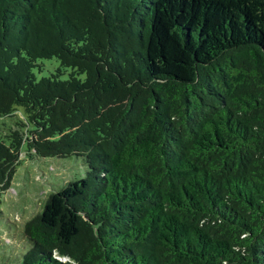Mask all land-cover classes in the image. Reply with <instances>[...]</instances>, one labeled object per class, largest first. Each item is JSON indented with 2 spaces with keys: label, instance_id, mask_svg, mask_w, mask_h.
Segmentation results:
<instances>
[{
  "label": "trees",
  "instance_id": "trees-1",
  "mask_svg": "<svg viewBox=\"0 0 264 264\" xmlns=\"http://www.w3.org/2000/svg\"><path fill=\"white\" fill-rule=\"evenodd\" d=\"M19 108L0 201L23 156L86 168L16 231L20 264H264V0H0Z\"/></svg>",
  "mask_w": 264,
  "mask_h": 264
},
{
  "label": "rangeland",
  "instance_id": "rangeland-1",
  "mask_svg": "<svg viewBox=\"0 0 264 264\" xmlns=\"http://www.w3.org/2000/svg\"><path fill=\"white\" fill-rule=\"evenodd\" d=\"M42 70L37 69L38 79L48 77L61 68L57 59L39 61ZM69 71L63 78L67 79ZM15 118L0 117V138L9 127H14L24 112L19 108ZM86 177L84 163L75 157L69 159L30 160L22 157L12 187L0 201V264H20L28 244L22 246L16 231L43 211L44 203L52 192L63 189L70 182Z\"/></svg>",
  "mask_w": 264,
  "mask_h": 264
}]
</instances>
